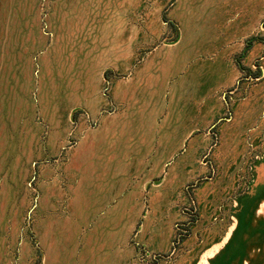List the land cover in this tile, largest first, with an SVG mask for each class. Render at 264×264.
Listing matches in <instances>:
<instances>
[{
  "label": "crops",
  "instance_id": "1",
  "mask_svg": "<svg viewBox=\"0 0 264 264\" xmlns=\"http://www.w3.org/2000/svg\"><path fill=\"white\" fill-rule=\"evenodd\" d=\"M231 1L177 0L169 15L180 24L179 39L155 49L143 48L152 38L143 41L141 31L128 23L105 34V11L99 18L78 13V6L61 13L45 58L55 63L53 76L76 126L67 125L60 140L50 141L52 159L39 166L32 238L40 264H141L142 248L170 253L175 224L183 219L182 187L194 177L190 167L206 144L189 140L221 111L212 101L207 120L206 100L222 88L219 48H237L230 42L232 25L223 29L236 15ZM225 34L228 39L220 43ZM205 48H217L219 55ZM141 50L147 54L137 63ZM207 67L215 69L208 79ZM233 78L235 73L230 83ZM104 86L108 95L102 94ZM70 134L76 141L69 146ZM237 142L233 151L221 146L217 158L238 155ZM263 179L246 199L231 200L233 192L218 182L203 185L197 196L201 221L162 264H234L238 257L247 264L254 246L264 244V232L252 234L260 228L252 216L262 208ZM223 201L237 212L225 223L217 217ZM34 255L26 241L23 260Z\"/></svg>",
  "mask_w": 264,
  "mask_h": 264
},
{
  "label": "rangeland",
  "instance_id": "2",
  "mask_svg": "<svg viewBox=\"0 0 264 264\" xmlns=\"http://www.w3.org/2000/svg\"><path fill=\"white\" fill-rule=\"evenodd\" d=\"M176 3L177 0H0V264H40V253L32 238L39 166L45 158L52 159L50 141L60 140L67 125L71 130L76 126V115L71 121L65 93L53 76L55 63L45 58L49 48L44 47L51 40V29L60 25L61 13L78 6V13L93 12L99 18L105 11V34L128 23L141 31L143 41L152 38V43L143 48L155 49L179 39L180 24L169 15ZM231 3L236 4V15L224 21L223 29L232 25L230 42L237 48H219L222 88L206 100L207 120L213 102L221 106V111L189 140L201 138L206 144L197 164L190 167L194 177L182 187L186 202L180 208L183 219L174 227L172 250L168 254H149L142 248L141 264H162L180 251L202 219L197 196L203 185L218 182L221 189L233 192L231 200L240 196L246 199L254 196L257 183L264 178V0ZM227 39L223 35L220 43ZM205 49L219 55L217 48ZM146 54L141 50L137 63ZM214 73V67H207L206 79ZM231 73L235 78L230 83ZM184 75L182 72L178 77ZM116 77L124 75L116 73ZM210 83L215 86L214 80ZM108 91L104 86L102 94L108 95ZM75 141L74 134H70L69 146ZM236 141L241 146L238 155L217 158L221 146L227 152L233 151L231 146ZM240 203L243 208L245 203ZM228 205L223 201L217 215L223 223L237 213ZM229 210L232 214L227 218L225 212ZM262 218L264 201L262 208L253 210L254 226H260L252 233L255 237L263 236ZM26 241L35 252L32 260H23ZM253 250L247 264H264V244L255 245ZM233 263L245 264V259L238 257Z\"/></svg>",
  "mask_w": 264,
  "mask_h": 264
}]
</instances>
